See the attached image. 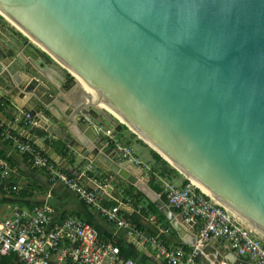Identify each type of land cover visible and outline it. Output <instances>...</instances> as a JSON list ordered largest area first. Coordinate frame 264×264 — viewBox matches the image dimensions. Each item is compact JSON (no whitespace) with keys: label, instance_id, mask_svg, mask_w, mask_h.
<instances>
[{"label":"water","instance_id":"1","mask_svg":"<svg viewBox=\"0 0 264 264\" xmlns=\"http://www.w3.org/2000/svg\"><path fill=\"white\" fill-rule=\"evenodd\" d=\"M75 80L84 92L71 101ZM0 91L22 99L21 109L110 183L117 175L140 186L134 163L105 138L107 123L117 132L126 125L264 236V0H0ZM11 125L67 169L31 131ZM75 174L121 204L110 185ZM139 188L194 245L197 224ZM203 253L217 264H255L207 243L202 264Z\"/></svg>","mask_w":264,"mask_h":264},{"label":"built area","instance_id":"2","mask_svg":"<svg viewBox=\"0 0 264 264\" xmlns=\"http://www.w3.org/2000/svg\"><path fill=\"white\" fill-rule=\"evenodd\" d=\"M24 125L34 127L36 121L24 111ZM115 141L122 157L139 163L134 150L115 139L112 130L104 131ZM0 136L19 153L27 154L32 166L40 168L49 181H59L73 191L85 204L97 209L109 223L124 229L127 235L156 249L157 256L167 264H202L197 260L200 247L209 239L225 242L230 251L247 257L255 264H264V236L235 216L226 207L208 195L193 181L164 182L162 193L169 207L175 209L186 222L199 224L198 239L187 251L182 245L169 247L157 235L139 228L121 211L118 205L105 206L94 190L85 186L78 175L60 167L32 141L9 126L0 129ZM7 162L0 156V190L9 192ZM15 253L21 264H138L132 258L121 257L118 245L102 240L98 229L76 217L56 220L48 204L33 205L30 211L14 202L0 218V254Z\"/></svg>","mask_w":264,"mask_h":264},{"label":"crops","instance_id":"3","mask_svg":"<svg viewBox=\"0 0 264 264\" xmlns=\"http://www.w3.org/2000/svg\"><path fill=\"white\" fill-rule=\"evenodd\" d=\"M75 83L76 85H73L71 88L73 94L70 99L71 101L75 97L77 99L80 98L84 92L82 90L84 87L77 80H75ZM0 98L8 100V104L3 106L2 110H0V127L4 125L12 128L11 123L19 125L18 123L22 117V113L28 111L21 109V106L23 105L22 99L14 95L13 97H9L2 91H0ZM63 107H65V104H63ZM95 107L97 110L109 113L115 118L103 105L98 104ZM56 123L58 122L56 121ZM33 128V134L37 139L45 145H48L59 155V157H61L57 159L55 158L56 155L52 153V155H55L54 159H61L62 162L67 164L68 167L65 169L67 172L75 174L76 171H78L79 173L85 174L91 180L96 181L99 185H110V195L119 200L121 204L118 205V207L131 220V222L135 223L139 228L144 229L147 233L161 237L169 247L186 245L192 249V245L185 244L181 241L176 230L149 198L148 193H145L139 188H145L147 186L166 202L164 194L162 193L163 183L167 181L183 183L186 180L185 176L161 157L154 149H152V147L138 137L126 125L122 124L120 131H118L120 133L117 134L114 127L107 123V127L104 131H107L108 129L114 131V137L117 141L133 148L135 155L139 159V163H134L133 165L135 168L130 167V172L132 175L136 176L138 184H141L140 186L129 183L117 175L114 177L115 181L110 183L107 175L97 169L86 157L80 155L73 147L68 146L65 142L58 139L53 133L48 132L37 122ZM105 136L106 140L111 141L110 147L115 146V141L110 139L106 134ZM106 140L103 141L104 146ZM155 153H157L163 162L165 161L166 163H163L162 160H157ZM0 156L8 164L10 172L9 180L10 183L15 186V188L10 189L9 192H2L0 190V218L6 214L8 206L14 202L19 204V206L26 211H30L33 205L36 204H48L51 207L52 215L56 220L76 217L91 223L98 229L99 237L102 240L118 245L121 248L120 254L132 258L138 264H167L163 257L157 256L154 247L146 243L143 244L137 240L135 241L132 236L125 233L124 229L106 221L97 209L85 204L63 183L59 181H49L46 174L40 168L30 164L29 156L27 154L17 152L12 145L3 140L1 136ZM121 158L125 159L123 157ZM137 166L143 168V176H140L141 172ZM152 166H155L159 168L160 171L164 172L171 170V178H163L157 173L152 175L150 173ZM89 173H91V175H89ZM147 175L149 176L147 177ZM83 184L87 186L85 183ZM137 192L141 193L142 196L138 197L136 194ZM99 202L105 206H112L111 203L101 197H99ZM150 203L156 206L159 214L152 211L149 205ZM170 209L177 215L179 221L183 220L175 209L171 207ZM197 226L199 227V224H197ZM184 229L186 230L188 237L195 236L190 227H184ZM205 243L211 248L219 250V252H222V247L228 248L223 240L217 238H211ZM148 246L154 248V251L149 249ZM239 257L249 260L244 256ZM201 258L207 264H217L212 253H203ZM197 260L201 262L198 256ZM219 264L227 263L221 261Z\"/></svg>","mask_w":264,"mask_h":264},{"label":"trees","instance_id":"4","mask_svg":"<svg viewBox=\"0 0 264 264\" xmlns=\"http://www.w3.org/2000/svg\"><path fill=\"white\" fill-rule=\"evenodd\" d=\"M8 104V100H5L3 98H0V110H2V107L3 106H6ZM19 126L25 128V129H28L29 131H31L32 133H34V128L31 127V128H28L24 125V121L23 119H20L19 121ZM4 125H2L1 127H3ZM0 127V129H1ZM120 132H117V134H119ZM156 155V159L157 160H162L161 157L155 153ZM163 162V160H162ZM163 163H166L165 161ZM150 173L152 175H154V173H157L159 174V176L163 177V178H167V179H170L171 178V170L168 171V172H164V171H160L159 168L155 167V166H152L151 169H150ZM89 175H91V173H89ZM186 181V180H185ZM184 181V182H185ZM137 196H142L141 193L137 192L136 193ZM150 205V208L152 209L153 212H157L158 213V210L156 208V206L152 203L149 204ZM159 214V213H158ZM184 248L187 250V251H190L191 248L189 246H186V245H183ZM120 248V247H119ZM120 253H121V248H120ZM121 256H123L122 254H120ZM123 257H126V256H123ZM0 264H21L19 261H18V258L16 256L15 253H9V254H6V255H1L0 254Z\"/></svg>","mask_w":264,"mask_h":264},{"label":"rangeland","instance_id":"5","mask_svg":"<svg viewBox=\"0 0 264 264\" xmlns=\"http://www.w3.org/2000/svg\"><path fill=\"white\" fill-rule=\"evenodd\" d=\"M149 247V249H151L152 251H154V248H152V247H150V246H148Z\"/></svg>","mask_w":264,"mask_h":264},{"label":"bare ground","instance_id":"6","mask_svg":"<svg viewBox=\"0 0 264 264\" xmlns=\"http://www.w3.org/2000/svg\"><path fill=\"white\" fill-rule=\"evenodd\" d=\"M205 191V190H204Z\"/></svg>","mask_w":264,"mask_h":264}]
</instances>
